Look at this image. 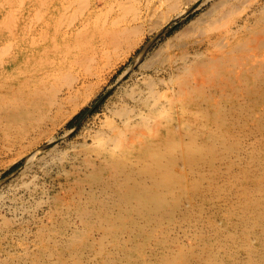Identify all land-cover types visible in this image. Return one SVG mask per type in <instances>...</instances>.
I'll return each instance as SVG.
<instances>
[{
  "label": "bare ground",
  "instance_id": "6f19581e",
  "mask_svg": "<svg viewBox=\"0 0 264 264\" xmlns=\"http://www.w3.org/2000/svg\"><path fill=\"white\" fill-rule=\"evenodd\" d=\"M0 1L13 161L31 163L145 44L138 81L48 175L45 220H1L0 264H264V0Z\"/></svg>",
  "mask_w": 264,
  "mask_h": 264
},
{
  "label": "rangeland",
  "instance_id": "374dc122",
  "mask_svg": "<svg viewBox=\"0 0 264 264\" xmlns=\"http://www.w3.org/2000/svg\"><path fill=\"white\" fill-rule=\"evenodd\" d=\"M160 1L161 0H154V6L159 7ZM210 5L208 4L201 10L188 15L183 19V21H177V23L173 25L172 28L166 33V36L161 37V39L153 45L148 57L150 58L151 54L153 55L156 53L155 50L158 51L160 45L165 42L166 37L171 36L176 30L179 31V29L184 27L185 24L191 20V18L201 12H204ZM158 10L159 12L161 11V14H166V9L164 6L160 7ZM161 14L153 18L154 22L157 23L160 20L159 18H161ZM151 38L152 37L150 36L147 37L146 44ZM144 46L145 44L140 47L135 54H137ZM135 54L132 55L128 61H126L116 70V72L110 77L109 81H107L106 84H104L101 89L95 93L96 96L94 95L91 99H89L88 102L75 113L74 117L56 127V129L53 131L54 133L52 132L51 134L53 137L52 139L54 140L52 143H49L48 139H45L46 141L43 139V141L38 145L37 148L39 151L31 163L26 164V159L21 157L20 159L18 158L17 161H13L15 158L11 152L0 154V222L5 217L7 219L12 218L11 220H13V226L15 228L20 227L21 225H28V232H31L33 229H35L36 225L40 223L41 220L39 219L43 217L42 220H45V214H43V210L46 211V208H40L38 211H36L35 204L41 197L42 199L45 197L44 189L46 191L48 190L53 195L58 191V187L55 186V184H50L51 179L48 178V175L55 176L56 174L54 173H57L58 169H60L64 164L68 163V157H71L76 147L83 143V139H89L88 136L93 134V130L96 131L97 128L101 126L102 122L106 119L105 116H109V111L118 103L121 95L123 94L121 91L122 88L124 90L123 92L125 93L127 89L132 87L134 82L138 81L137 79L140 78L139 65L141 63L135 65L134 70L129 69ZM126 68H128L126 73L127 76L125 75L122 80H119L120 74H122ZM113 101L115 102L114 104H112ZM63 151L65 154H67L66 158H64V153L62 154ZM56 157L58 159L60 158L62 163L59 160L58 162ZM32 176H35L36 178H33ZM28 178L30 182L27 180ZM26 182L30 185H28ZM25 183L28 185L27 187L30 190H28L27 187H24L26 186ZM35 183H37V185ZM32 215L39 217V219L36 220L38 223L35 225L33 222H29V219Z\"/></svg>",
  "mask_w": 264,
  "mask_h": 264
}]
</instances>
